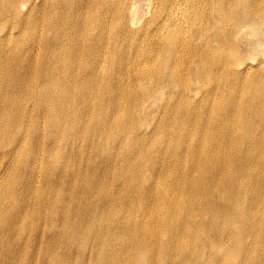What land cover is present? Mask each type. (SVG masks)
Returning <instances> with one entry per match:
<instances>
[{
  "label": "bare ground",
  "instance_id": "obj_1",
  "mask_svg": "<svg viewBox=\"0 0 264 264\" xmlns=\"http://www.w3.org/2000/svg\"><path fill=\"white\" fill-rule=\"evenodd\" d=\"M25 1L0 0V264H264V0Z\"/></svg>",
  "mask_w": 264,
  "mask_h": 264
},
{
  "label": "rangeland",
  "instance_id": "obj_2",
  "mask_svg": "<svg viewBox=\"0 0 264 264\" xmlns=\"http://www.w3.org/2000/svg\"><path fill=\"white\" fill-rule=\"evenodd\" d=\"M33 3V1L32 0H26L25 1V4H24V6L22 7V9H24V11H25V13L24 14H26L25 15V17H28V14L31 16V17H39V18H41V17H43L42 16V5L41 6H38V5H36L34 8H31L29 11H27L26 10V6L27 5H31ZM40 29H41V27H40ZM18 31V30H17ZM37 33H38V31H37ZM13 39V38H12ZM15 39H17V36L16 37H14V39L13 40H15ZM251 57L252 58H249L248 60L251 62L250 63V66H251V68H252V70H253V68H256L257 67V65H258V62H257V59L254 57V55H251ZM223 81H224V77H218V86L219 85H222L223 84ZM169 95V93H168V91H165V97L163 98V100L162 101H159V102H161V103H166L167 101H169V99H168V96ZM204 99V97L202 96V95H199V96H197L196 98H195V100L193 101V103H197V102H199V101H201V100H203ZM220 105V102H219V100H218V109H219V106ZM191 107H195L194 106V104H191ZM204 114H205V112L204 113H200V119L202 120L203 119V117H204ZM220 114H221V112H220ZM224 117H223V115L221 116V115H219L218 114V119H223ZM212 119V118H211ZM197 121H198V118H197ZM42 126H44L45 127V125H44V123H42ZM176 126V125H175ZM150 130H148V132H149ZM85 143L86 142H82V145L83 146H85V147H87V145H85ZM193 144H195V142L193 143ZM152 153H153V157H157L158 156V154H159V150L158 149H153L152 150ZM148 165L150 164L149 162L147 163ZM159 167H160V164H157ZM5 203V202H4ZM5 205L7 206V208L9 207V205L7 204V203H5Z\"/></svg>",
  "mask_w": 264,
  "mask_h": 264
}]
</instances>
